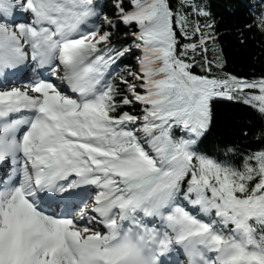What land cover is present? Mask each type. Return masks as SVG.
I'll return each instance as SVG.
<instances>
[{
    "label": "snow or ice",
    "instance_id": "6c2138e0",
    "mask_svg": "<svg viewBox=\"0 0 264 264\" xmlns=\"http://www.w3.org/2000/svg\"><path fill=\"white\" fill-rule=\"evenodd\" d=\"M219 40L212 0H0V264H264V132L200 147L264 120Z\"/></svg>",
    "mask_w": 264,
    "mask_h": 264
},
{
    "label": "trees",
    "instance_id": "16d2710c",
    "mask_svg": "<svg viewBox=\"0 0 264 264\" xmlns=\"http://www.w3.org/2000/svg\"><path fill=\"white\" fill-rule=\"evenodd\" d=\"M108 4L112 0H106ZM228 0H212L213 12L219 27V45L223 48L225 70L233 75L248 79L264 78V33L256 25L254 17L264 13V0H231V8L225 7ZM109 15L114 9H106ZM248 26H253L248 31ZM125 28L120 25L116 42L124 38ZM243 34L244 41L240 40ZM135 64L134 58L123 61ZM199 70L197 69V72ZM212 132L200 145L201 149L213 154L216 146L220 149L234 146L241 151H252L261 145L254 137L264 132V120L260 114L248 107L222 101L214 104ZM249 133L241 135V130Z\"/></svg>",
    "mask_w": 264,
    "mask_h": 264
}]
</instances>
